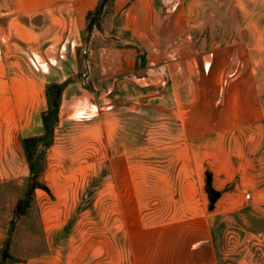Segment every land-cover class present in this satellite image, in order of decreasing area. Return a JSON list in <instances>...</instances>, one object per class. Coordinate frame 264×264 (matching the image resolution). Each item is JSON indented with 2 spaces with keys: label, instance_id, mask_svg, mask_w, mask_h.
I'll return each mask as SVG.
<instances>
[{
  "label": "rangeland",
  "instance_id": "rangeland-1",
  "mask_svg": "<svg viewBox=\"0 0 264 264\" xmlns=\"http://www.w3.org/2000/svg\"><path fill=\"white\" fill-rule=\"evenodd\" d=\"M238 9L240 29L216 25L207 54L179 63L172 47L188 25H148L140 40L107 4L79 42L93 93L33 157L44 155L48 191L31 189L22 149L1 137L0 264H264V0ZM20 20L0 56V102L19 87L18 116L34 124L50 108L47 46L29 44Z\"/></svg>",
  "mask_w": 264,
  "mask_h": 264
},
{
  "label": "crops",
  "instance_id": "crops-1",
  "mask_svg": "<svg viewBox=\"0 0 264 264\" xmlns=\"http://www.w3.org/2000/svg\"><path fill=\"white\" fill-rule=\"evenodd\" d=\"M182 1L172 0L171 3H168L169 1L165 0H115L114 7L115 13H122L124 25L140 40H144V36L148 35V25H179L177 27L179 30L188 25V36L184 37L181 43H179L180 41L174 43V47H172L176 55L175 61L179 63L189 62L190 59L193 61V59L207 54V48L210 44L212 46L215 43L213 39L215 40L216 25H238L235 28L239 29L241 28L239 25H244L239 16L238 0H214L209 8H207L208 0H187L186 4L185 0ZM96 7L97 2L93 1L87 10L80 12L77 2L74 9L73 3L69 0H0V56L5 41L7 42V39L12 36L13 30L15 31L17 26L23 25L20 16L24 15L28 17L27 25H32L28 33V43L47 46L44 55L38 57V63L45 72L44 75L49 79L47 90L51 85L64 84L79 73L77 48L80 46L82 33L87 26V14L95 10ZM39 14H48V19L45 18L42 23L37 21ZM197 14L199 15L198 19ZM219 14L220 20L218 21L217 15ZM39 27H42L43 31L37 33L36 28L39 29ZM192 32L194 34L198 32L199 38L195 36L193 38ZM211 35L212 39H210ZM19 39L21 40L20 37ZM115 50L113 53L116 52ZM117 51L119 52V50ZM118 57L123 63L122 66L128 67L129 70L134 68L135 59L122 53H118ZM35 62L34 60L33 63ZM181 67L185 68V64L179 65L180 69ZM100 80H102V76L98 82ZM21 91L17 86L7 87L4 91L7 94L6 101L0 102V116L3 119L1 125L2 128L4 127L0 134V157L1 150H3L1 137L7 136L12 141L8 139L13 144V149L19 158L21 156L20 149H22L24 159L29 167L23 141L27 138L41 136L45 132L44 113H42L40 123L33 122L34 124H32L31 120V122L21 123V118L18 116L20 106L17 97ZM92 93L93 91L87 89L81 81L68 83L60 91L59 118L78 116L76 114L78 102L82 98H88ZM20 127L23 130V136L19 139L21 148L17 140L19 137L16 135L17 130L20 134Z\"/></svg>",
  "mask_w": 264,
  "mask_h": 264
},
{
  "label": "trees",
  "instance_id": "trees-1",
  "mask_svg": "<svg viewBox=\"0 0 264 264\" xmlns=\"http://www.w3.org/2000/svg\"><path fill=\"white\" fill-rule=\"evenodd\" d=\"M110 1L111 0H100V3L98 4L97 8L93 11H90L87 14V26L82 33V40H83V36H84L85 31L88 32V34H92L94 28L99 29L98 19L100 18L104 8L107 6V4ZM114 1L115 0H113V3H114ZM79 49H80V47L77 48V56H78V64H79L78 75L69 79L63 85L54 84V85L49 86V88H48V99H49V103H50V108H49V111L44 113V115H43V123H44V127H45V132H46L45 135H43L41 137L27 138L23 141L24 149H25V152L27 155V159H28V163H29V167H30V173H31V178L29 179V182L31 185L30 187H31V189H33V191L38 189V188L48 191V188L46 186L41 185L37 181V179H38L37 177L38 176L40 177V175L44 171L43 170V162H42L44 155L38 161L37 165H36L35 160H33V157L36 154L37 147H38V144L40 142H42L46 148L51 146L54 128L59 122V110H60V106H61V96H60V94L58 95V92L60 90H62L63 86H66L68 83H71L74 81H81L84 83V85L87 89L93 90L92 86H89V83L86 84V82L84 81L85 80V78H84L85 73L81 70ZM53 89H56V91H54V93H53ZM51 119H52V121H51Z\"/></svg>",
  "mask_w": 264,
  "mask_h": 264
},
{
  "label": "water",
  "instance_id": "water-1",
  "mask_svg": "<svg viewBox=\"0 0 264 264\" xmlns=\"http://www.w3.org/2000/svg\"><path fill=\"white\" fill-rule=\"evenodd\" d=\"M59 94H60V91L58 92V95ZM207 190L212 199H216L219 197V193H217L211 186H208Z\"/></svg>",
  "mask_w": 264,
  "mask_h": 264
},
{
  "label": "built area",
  "instance_id": "built-area-1",
  "mask_svg": "<svg viewBox=\"0 0 264 264\" xmlns=\"http://www.w3.org/2000/svg\"><path fill=\"white\" fill-rule=\"evenodd\" d=\"M250 197V195H248V198Z\"/></svg>",
  "mask_w": 264,
  "mask_h": 264
}]
</instances>
